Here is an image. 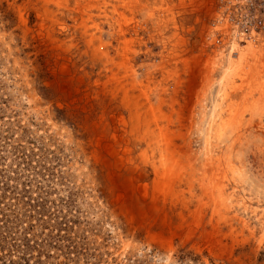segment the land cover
<instances>
[{
	"label": "rangeland",
	"instance_id": "374dc122",
	"mask_svg": "<svg viewBox=\"0 0 264 264\" xmlns=\"http://www.w3.org/2000/svg\"><path fill=\"white\" fill-rule=\"evenodd\" d=\"M230 2L0 0V264H264V31Z\"/></svg>",
	"mask_w": 264,
	"mask_h": 264
},
{
	"label": "built area",
	"instance_id": "2783aa9c",
	"mask_svg": "<svg viewBox=\"0 0 264 264\" xmlns=\"http://www.w3.org/2000/svg\"><path fill=\"white\" fill-rule=\"evenodd\" d=\"M229 22L238 37L252 41L264 31V0H231Z\"/></svg>",
	"mask_w": 264,
	"mask_h": 264
},
{
	"label": "bare ground",
	"instance_id": "6f19581e",
	"mask_svg": "<svg viewBox=\"0 0 264 264\" xmlns=\"http://www.w3.org/2000/svg\"><path fill=\"white\" fill-rule=\"evenodd\" d=\"M238 45V44H237ZM236 54V53H235ZM240 57V59H243L244 55L243 54H239L238 55ZM241 62V61H240ZM232 65V64H231ZM231 65L229 67H231Z\"/></svg>",
	"mask_w": 264,
	"mask_h": 264
},
{
	"label": "trees",
	"instance_id": "16d2710c",
	"mask_svg": "<svg viewBox=\"0 0 264 264\" xmlns=\"http://www.w3.org/2000/svg\"><path fill=\"white\" fill-rule=\"evenodd\" d=\"M1 222H3V221H0V223H1ZM0 229H1V227H0ZM24 241H25V240H24ZM23 246H26V248H28V247H27V246H28V244H25V245H23Z\"/></svg>",
	"mask_w": 264,
	"mask_h": 264
}]
</instances>
